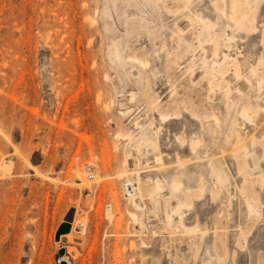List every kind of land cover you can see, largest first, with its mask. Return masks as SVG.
Masks as SVG:
<instances>
[{
    "label": "rangeland",
    "instance_id": "rangeland-1",
    "mask_svg": "<svg viewBox=\"0 0 264 264\" xmlns=\"http://www.w3.org/2000/svg\"><path fill=\"white\" fill-rule=\"evenodd\" d=\"M258 77L264 0H0V264H264Z\"/></svg>",
    "mask_w": 264,
    "mask_h": 264
},
{
    "label": "bare ground",
    "instance_id": "bare-ground-1",
    "mask_svg": "<svg viewBox=\"0 0 264 264\" xmlns=\"http://www.w3.org/2000/svg\"><path fill=\"white\" fill-rule=\"evenodd\" d=\"M221 3V2H220ZM223 6V4H222ZM240 22V21H239ZM207 23L204 22V26H203V30L200 32V37L201 38H204L207 34ZM258 66V65H257ZM257 66H255L257 68ZM213 67L216 69V70H220L222 72H226L228 71L230 68H233L234 67V71L236 72V69H237V66H236V59H231L229 55L227 54H223V58L220 60V61H214L213 63ZM259 67V66H258ZM254 66H253V74H255V71H254ZM259 71V70H258ZM240 75V74H238ZM241 76V75H240ZM245 79H247V77L245 76ZM248 80V79H247ZM258 80V84L260 85L261 83H264V79L263 78H257ZM243 82L244 79H243ZM237 91L238 92H241V89L240 87H237ZM243 92V91H242ZM151 105V104H150ZM154 107V106H152ZM153 110V109H152ZM241 114L244 116V117H249L248 114L246 113L245 110H242L241 111ZM161 117L162 119H165V115L163 113H161ZM233 120L232 118L228 117L226 119V127L228 126V128L225 127L226 130V134H225V138L229 139L231 137V134H232V127H233ZM137 125V124H136ZM152 125V124H151ZM150 125V126H151ZM151 127H154V126H151ZM151 129V128H150ZM153 130V129H152ZM141 131V130H140ZM153 134L155 135L156 138L151 139L147 136L144 135V133H140L137 137H135L133 139V136H132V141H134V145H135V148H136V151H138L139 153H141L142 151H144V149L146 150H149V149H152V150H158L159 152V147H158V140H157V131H154ZM131 135V134H130ZM129 135V136H130ZM131 138V137H130ZM131 140V139H130ZM131 143V142H130ZM133 144V143H132ZM230 152L236 157H242L244 158V162L245 164L247 165L249 163V161H252V163H255V158H254V155H253V152L250 151L249 149H247L243 142H236L232 145V147L230 148ZM150 157V156H148ZM152 157V156H151ZM146 158V157H145ZM161 159L160 155L157 154L156 155V160H159ZM146 160V159H145ZM151 160V158H150ZM217 161V160H216ZM93 165V164H92ZM161 167V166H160ZM252 169V168H251ZM254 169V168H253ZM258 169V167H257ZM83 168L80 167L78 169L75 170V175L77 176V178L82 181L81 183H84V184H88L89 182L85 181L84 180V172H86L84 170L83 172ZM96 171V168L94 166V173ZM88 176V175H87ZM86 177V176H85ZM100 178V177H99ZM91 180V179H90ZM89 180V181H90ZM156 182V180H155ZM141 184V183H140ZM140 184H134L132 187L134 190H139V187L138 185ZM167 184H168V187L170 189V193L171 195H174L176 198H177V203L176 205L172 208L171 207V212H169L167 210V208L165 207V210H166V217H167V221L168 222H171L173 220L172 218V212H176L178 215H180L181 213V206L183 205V202L181 200V191H180V186L179 184L172 178L169 181H167ZM92 185V184H91ZM86 187H88V185H85ZM142 188V186H141ZM160 188V184L159 182H156V184L153 186V195L156 193V190ZM161 189V188H160ZM143 191V190H142ZM138 193V192H137ZM166 194V192H165ZM250 197V196H249ZM248 196H246V203H247V207H248V210L249 211H253L252 213H254V211L256 210V207L254 206V201H252ZM137 205V203H136ZM81 209L79 208H76L75 211H73V221L71 222L72 224L74 223V221L76 220L78 214L80 213ZM110 212V211H109ZM163 213V212H162ZM251 213V212H250ZM251 213V214H252ZM131 215H134V214H131ZM135 217V215L133 216ZM136 219V218H135ZM78 220V219H77ZM150 222V221H149ZM71 224V225H72ZM240 228V227H239Z\"/></svg>",
    "mask_w": 264,
    "mask_h": 264
},
{
    "label": "water",
    "instance_id": "water-1",
    "mask_svg": "<svg viewBox=\"0 0 264 264\" xmlns=\"http://www.w3.org/2000/svg\"><path fill=\"white\" fill-rule=\"evenodd\" d=\"M73 211H74V207H70L67 210L66 214L64 215L63 221L60 223V225L57 229V236L59 235L60 232H65V231L69 230L70 223H71V220L73 218ZM61 264H69V262L66 261L65 259H62Z\"/></svg>",
    "mask_w": 264,
    "mask_h": 264
},
{
    "label": "built area",
    "instance_id": "built-area-1",
    "mask_svg": "<svg viewBox=\"0 0 264 264\" xmlns=\"http://www.w3.org/2000/svg\"><path fill=\"white\" fill-rule=\"evenodd\" d=\"M84 170L87 172L88 178L91 179L94 177V165L90 163H85Z\"/></svg>",
    "mask_w": 264,
    "mask_h": 264
}]
</instances>
